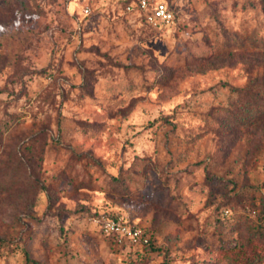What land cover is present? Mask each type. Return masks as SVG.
<instances>
[{
	"label": "rangeland",
	"instance_id": "374dc122",
	"mask_svg": "<svg viewBox=\"0 0 264 264\" xmlns=\"http://www.w3.org/2000/svg\"><path fill=\"white\" fill-rule=\"evenodd\" d=\"M262 8L0 0V264H264Z\"/></svg>",
	"mask_w": 264,
	"mask_h": 264
},
{
	"label": "built area",
	"instance_id": "2783aa9c",
	"mask_svg": "<svg viewBox=\"0 0 264 264\" xmlns=\"http://www.w3.org/2000/svg\"><path fill=\"white\" fill-rule=\"evenodd\" d=\"M176 0H137L127 5L129 10L137 6L143 11L145 22L153 27L168 25L174 19V6ZM88 12V9H85ZM102 231L110 236L136 239L139 236L137 228L129 227L121 219H106L100 224Z\"/></svg>",
	"mask_w": 264,
	"mask_h": 264
},
{
	"label": "trees",
	"instance_id": "16d2710c",
	"mask_svg": "<svg viewBox=\"0 0 264 264\" xmlns=\"http://www.w3.org/2000/svg\"><path fill=\"white\" fill-rule=\"evenodd\" d=\"M127 1V5L130 4V3H133L135 2L136 0H126ZM263 12H264V8H262ZM145 20V19H144ZM234 91H237V92H244V94H249L250 92V87H244V88H241V89H238V88H233ZM249 100L247 102H245V110L248 114H252V111L253 109L255 108V112L254 114H258V113H264V111L262 112H259V110H257L258 108L260 109V106L264 105V90L262 93L260 92H251L249 94ZM256 117V116H255ZM247 117H242V118H239L237 119L238 122L240 121H243L245 120L246 122L248 120H246ZM253 121V120H250V122ZM24 256H25V260L26 262H34V260H32L28 254V252H24ZM237 257V256H236Z\"/></svg>",
	"mask_w": 264,
	"mask_h": 264
}]
</instances>
